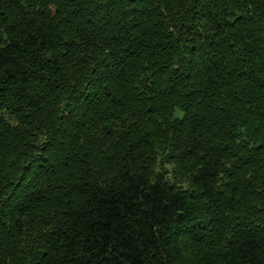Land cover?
Returning <instances> with one entry per match:
<instances>
[{
	"label": "trees",
	"instance_id": "1",
	"mask_svg": "<svg viewBox=\"0 0 264 264\" xmlns=\"http://www.w3.org/2000/svg\"><path fill=\"white\" fill-rule=\"evenodd\" d=\"M0 264H264V0H0Z\"/></svg>",
	"mask_w": 264,
	"mask_h": 264
}]
</instances>
